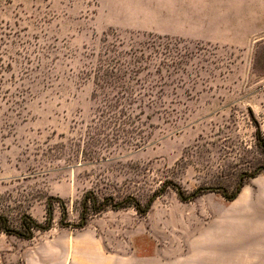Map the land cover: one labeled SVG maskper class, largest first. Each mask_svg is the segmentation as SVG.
<instances>
[{
	"label": "rangeland",
	"instance_id": "rangeland-1",
	"mask_svg": "<svg viewBox=\"0 0 264 264\" xmlns=\"http://www.w3.org/2000/svg\"><path fill=\"white\" fill-rule=\"evenodd\" d=\"M117 60L164 95L146 145L85 160ZM263 138L264 0H0V217L53 219L0 264H264ZM89 192L124 204L79 227Z\"/></svg>",
	"mask_w": 264,
	"mask_h": 264
},
{
	"label": "trees",
	"instance_id": "trees-1",
	"mask_svg": "<svg viewBox=\"0 0 264 264\" xmlns=\"http://www.w3.org/2000/svg\"><path fill=\"white\" fill-rule=\"evenodd\" d=\"M113 62V60H110ZM119 61L107 65H99L95 71V82L97 86L94 96L97 99L96 115L90 125L91 136L86 142L88 149L84 150L85 160H100L111 155L114 151L123 146L131 148H140L146 145L148 133L146 132L145 122L142 115L147 109L158 105L157 95H164V92L152 91L147 89H136L128 86H119L127 81H131L140 73L137 65L132 67H121ZM134 75V76H132ZM138 81H147L145 78L138 77ZM108 83L114 85L113 88L107 87ZM161 105V104H160ZM264 143V138L262 139ZM79 149L75 152L77 153ZM90 158V159H89ZM98 198L100 201H98ZM112 197H98L89 192L84 196L83 208L80 213L81 224L87 222L88 212L100 213L106 208H119L124 203L114 204ZM139 212L141 211L139 203H134ZM52 206L48 208L49 217L45 223H40L29 216L23 217L20 223V230L12 229L5 218L0 217V231L6 234H17L22 238H31L34 231H46L52 226ZM62 226H67L61 222Z\"/></svg>",
	"mask_w": 264,
	"mask_h": 264
},
{
	"label": "crops",
	"instance_id": "crops-1",
	"mask_svg": "<svg viewBox=\"0 0 264 264\" xmlns=\"http://www.w3.org/2000/svg\"><path fill=\"white\" fill-rule=\"evenodd\" d=\"M46 253V252H45ZM40 255L39 257L33 258V262L44 263V264H66L67 263V254L58 253L54 250L47 252L46 254Z\"/></svg>",
	"mask_w": 264,
	"mask_h": 264
}]
</instances>
